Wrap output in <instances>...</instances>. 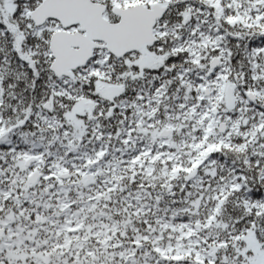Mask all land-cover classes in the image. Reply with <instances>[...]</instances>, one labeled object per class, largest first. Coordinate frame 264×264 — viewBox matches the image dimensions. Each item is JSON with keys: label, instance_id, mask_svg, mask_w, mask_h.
<instances>
[{"label": "snow or ice", "instance_id": "obj_1", "mask_svg": "<svg viewBox=\"0 0 264 264\" xmlns=\"http://www.w3.org/2000/svg\"><path fill=\"white\" fill-rule=\"evenodd\" d=\"M0 264H264V0H0Z\"/></svg>", "mask_w": 264, "mask_h": 264}]
</instances>
